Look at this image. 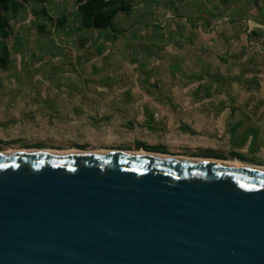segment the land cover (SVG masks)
<instances>
[{
    "label": "rangeland",
    "instance_id": "374dc122",
    "mask_svg": "<svg viewBox=\"0 0 264 264\" xmlns=\"http://www.w3.org/2000/svg\"><path fill=\"white\" fill-rule=\"evenodd\" d=\"M130 2L106 28L77 0L0 7V151L264 165V0Z\"/></svg>",
    "mask_w": 264,
    "mask_h": 264
},
{
    "label": "water",
    "instance_id": "95a60500",
    "mask_svg": "<svg viewBox=\"0 0 264 264\" xmlns=\"http://www.w3.org/2000/svg\"><path fill=\"white\" fill-rule=\"evenodd\" d=\"M149 152L0 151V264H264V168Z\"/></svg>",
    "mask_w": 264,
    "mask_h": 264
},
{
    "label": "trees",
    "instance_id": "16d2710c",
    "mask_svg": "<svg viewBox=\"0 0 264 264\" xmlns=\"http://www.w3.org/2000/svg\"><path fill=\"white\" fill-rule=\"evenodd\" d=\"M23 0H0V7L9 4L18 5ZM81 6L83 25L85 27L106 28L113 24L112 18L117 12L129 13L130 0H77ZM5 16H0V36H4L5 30L2 23L6 22ZM6 53V47H3ZM146 149V148H145Z\"/></svg>",
    "mask_w": 264,
    "mask_h": 264
},
{
    "label": "bare ground",
    "instance_id": "6f19581e",
    "mask_svg": "<svg viewBox=\"0 0 264 264\" xmlns=\"http://www.w3.org/2000/svg\"><path fill=\"white\" fill-rule=\"evenodd\" d=\"M43 150H45V151H58V150H53V149H50V148H47V149H43ZM70 150H78V149H70ZM109 150H111V149H109ZM109 150H105V149H101V150H93L92 152H105V151H109ZM7 151H20V150H17V149H10V150H7ZM111 151H113V150H111ZM133 151H143V152H145V153H148V151H145L144 149H142V150H133ZM149 153H151V154H156L157 152H149ZM157 154H159V153H157ZM160 155H170V154H162V153H160ZM170 156H183V155H170ZM184 157H187V156H184ZM193 158H199V159H206V160H212V161H219V162H239V163H241V164H243V165H246V166H253V167H260V168H264V165H252V164H247V163H243V162H241L240 160H238V159H234V160H224V159H216V158H210V157H207V158H202V157H193Z\"/></svg>",
    "mask_w": 264,
    "mask_h": 264
},
{
    "label": "crops",
    "instance_id": "0c3cea01",
    "mask_svg": "<svg viewBox=\"0 0 264 264\" xmlns=\"http://www.w3.org/2000/svg\"><path fill=\"white\" fill-rule=\"evenodd\" d=\"M88 28H93V27H88ZM143 148V147H142Z\"/></svg>",
    "mask_w": 264,
    "mask_h": 264
}]
</instances>
